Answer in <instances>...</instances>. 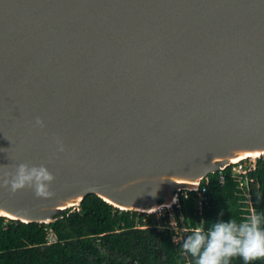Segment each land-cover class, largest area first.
<instances>
[{
  "label": "water",
  "instance_id": "obj_1",
  "mask_svg": "<svg viewBox=\"0 0 264 264\" xmlns=\"http://www.w3.org/2000/svg\"><path fill=\"white\" fill-rule=\"evenodd\" d=\"M236 148L264 151V0H0V176L55 177L51 198L0 188V216L161 208ZM169 174L200 181L169 193Z\"/></svg>",
  "mask_w": 264,
  "mask_h": 264
},
{
  "label": "trees",
  "instance_id": "obj_2",
  "mask_svg": "<svg viewBox=\"0 0 264 264\" xmlns=\"http://www.w3.org/2000/svg\"><path fill=\"white\" fill-rule=\"evenodd\" d=\"M232 165L206 176L209 207L199 214L196 193L178 191L173 205L184 239L174 241L173 229L158 224L153 213L120 210L96 194L86 195L77 207L67 208L50 223H25L0 216V264H195L183 243L196 228L205 233L214 223L253 216L264 217V156L248 172L249 198ZM251 201V203L249 202ZM264 226V225H262ZM54 238L50 239V235ZM230 264H244L240 257ZM253 264H264V259Z\"/></svg>",
  "mask_w": 264,
  "mask_h": 264
},
{
  "label": "clouds",
  "instance_id": "obj_3",
  "mask_svg": "<svg viewBox=\"0 0 264 264\" xmlns=\"http://www.w3.org/2000/svg\"><path fill=\"white\" fill-rule=\"evenodd\" d=\"M35 127L44 128V121L36 118ZM58 151L64 152L62 143L57 140ZM55 177L43 164L29 166L21 163L14 173L0 176V188L11 194L30 188L39 198H51L55 195L50 185ZM152 195H155L151 193ZM264 217L254 215L248 220L237 222H217L205 233L196 228L183 243V251L195 259V264H230L232 258L240 257L244 264L264 259Z\"/></svg>",
  "mask_w": 264,
  "mask_h": 264
},
{
  "label": "bare ground",
  "instance_id": "obj_4",
  "mask_svg": "<svg viewBox=\"0 0 264 264\" xmlns=\"http://www.w3.org/2000/svg\"><path fill=\"white\" fill-rule=\"evenodd\" d=\"M264 155V151H259V150H249V149H231L228 151L226 154L219 155L216 158L212 160L211 163L217 162V161H226V165L231 164V163H237L241 160L247 159V158H252L256 159L258 157H261ZM153 179L160 181L161 183H167L168 184V191L170 193L171 189L174 187H179V186H186V185H197V183L200 181V177H195V176H179V175H174V174H169V175H161V176H156ZM133 182H128L125 184V186L131 184ZM107 202L117 206L115 203L111 201L109 197L106 195L102 196ZM81 196H73L69 197L67 199L62 200L57 206H52L51 208L54 209H63L68 206H73L77 205L78 201L80 200ZM176 198L174 197L173 201ZM172 201V202H173ZM161 206H170L169 204H162ZM122 209H125L126 207L122 206L120 207ZM157 206H153L152 208L149 209H139L142 211L146 212H154L157 210ZM5 217L7 218H12V215L6 212H2Z\"/></svg>",
  "mask_w": 264,
  "mask_h": 264
},
{
  "label": "rangeland",
  "instance_id": "obj_5",
  "mask_svg": "<svg viewBox=\"0 0 264 264\" xmlns=\"http://www.w3.org/2000/svg\"><path fill=\"white\" fill-rule=\"evenodd\" d=\"M257 158L256 159H252V158H247L243 161H241V165L243 166V169L245 168L246 171L249 169H252L255 165V162H256ZM237 166H234L235 168H232V172H235L236 174V171H238V164H236ZM201 183V181H200ZM244 187H246V181L244 180ZM182 191V194L183 196L185 197L186 194L185 192L187 191V189H183V190H180ZM179 193V192H177ZM178 195V194H177ZM245 195L246 197L249 198L250 194H249V190L247 189L246 187V192H245ZM175 203H177L178 207H179V200H177V196H175ZM194 201L196 202V205L198 206L196 211L200 214L199 210V206H200V197H196L194 199ZM172 204H174V202H172ZM170 205V206H163L161 208H158L157 210H155L153 212L154 216H155V219L157 221L158 224H162L163 226H166V227H169L171 229H173V231L175 232V235H174V241L176 242H179L181 241L182 239H184V236H185V233H186V229L184 228H180L177 224V221H176V218H175V212L173 210V205ZM145 213H152V212H145ZM54 236L51 234L50 235V239H53Z\"/></svg>",
  "mask_w": 264,
  "mask_h": 264
},
{
  "label": "built area",
  "instance_id": "obj_6",
  "mask_svg": "<svg viewBox=\"0 0 264 264\" xmlns=\"http://www.w3.org/2000/svg\"><path fill=\"white\" fill-rule=\"evenodd\" d=\"M262 156H264V155H262ZM262 156H261V157H262ZM258 158H260V157H258ZM258 158H257V159H258ZM248 159H249V158H248ZM244 160H245V159H244ZM241 161H243V160H241ZM241 161H239V162H237V163H231V164H228V165H232L231 169H232V168H235L234 166H237L236 164H238V171H236V174H235V172H232V170H231V172H230V176H232V177H234V178H236V179L238 180L239 185H240L241 188H244V180H245V181H246V187H247V189L249 190V182H250V181H253V178H251V177L248 175V172H249L250 170L254 169L255 165H254V167H253L252 169H249V171H248V170L246 171L245 168L243 169V166H242L241 163H240ZM255 164H256V162H255ZM205 178H206V177H204V178L201 180V183L199 184L198 188L195 189V190H193V191H195V193H196V197H197V196L200 197V206H199V208H200L199 212H200V213L202 212L203 208H208V207H209V199H208L207 194H206V184H207V180H206ZM246 187H245V188H246ZM176 196L178 197V195H176ZM177 200H178V198H177ZM173 202H174V204H172V205H176V206L178 207L177 203H175L176 201L174 200ZM249 202L251 203L250 200H249ZM197 207H198V206H197ZM250 211H251V213H252L251 216H253V208H252V207H250ZM152 213H153V212H152ZM175 242H176V241H175Z\"/></svg>",
  "mask_w": 264,
  "mask_h": 264
}]
</instances>
